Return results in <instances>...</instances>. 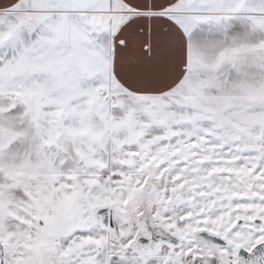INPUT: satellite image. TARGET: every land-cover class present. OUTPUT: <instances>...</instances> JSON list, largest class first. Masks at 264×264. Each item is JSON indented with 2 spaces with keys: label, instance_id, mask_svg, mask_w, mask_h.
Returning <instances> with one entry per match:
<instances>
[{
  "label": "snow or ice",
  "instance_id": "1",
  "mask_svg": "<svg viewBox=\"0 0 264 264\" xmlns=\"http://www.w3.org/2000/svg\"><path fill=\"white\" fill-rule=\"evenodd\" d=\"M0 264H264V0H0Z\"/></svg>",
  "mask_w": 264,
  "mask_h": 264
}]
</instances>
